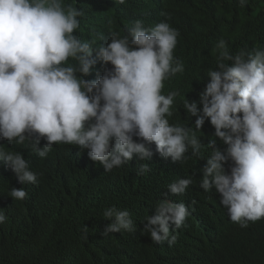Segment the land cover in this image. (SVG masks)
Returning a JSON list of instances; mask_svg holds the SVG:
<instances>
[{"label": "clouds", "instance_id": "1", "mask_svg": "<svg viewBox=\"0 0 264 264\" xmlns=\"http://www.w3.org/2000/svg\"><path fill=\"white\" fill-rule=\"evenodd\" d=\"M232 232L264 253V0H0L3 264H217Z\"/></svg>", "mask_w": 264, "mask_h": 264}, {"label": "trees", "instance_id": "2", "mask_svg": "<svg viewBox=\"0 0 264 264\" xmlns=\"http://www.w3.org/2000/svg\"><path fill=\"white\" fill-rule=\"evenodd\" d=\"M80 237L75 240V243L80 246V250L83 252L85 257H88L91 252L98 249L97 244V234L94 237L89 236L86 232H79ZM248 237L239 234H234L233 232L227 236L225 240L223 252L221 255V262L217 264H262L264 262V253L251 255L248 253L247 247ZM72 240H69V243ZM104 245L107 246L108 240H104ZM64 251L66 248L62 246L60 248ZM262 250V249H261ZM264 251V250H262ZM111 256V260H113ZM0 264L3 262L0 260ZM51 264H61V261L51 260Z\"/></svg>", "mask_w": 264, "mask_h": 264}, {"label": "bare ground", "instance_id": "3", "mask_svg": "<svg viewBox=\"0 0 264 264\" xmlns=\"http://www.w3.org/2000/svg\"><path fill=\"white\" fill-rule=\"evenodd\" d=\"M199 207V206H198ZM133 220V219H132Z\"/></svg>", "mask_w": 264, "mask_h": 264}]
</instances>
